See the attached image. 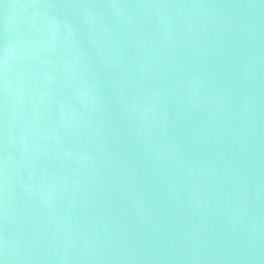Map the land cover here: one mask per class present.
I'll return each mask as SVG.
<instances>
[{
	"label": "water",
	"instance_id": "95a60500",
	"mask_svg": "<svg viewBox=\"0 0 264 264\" xmlns=\"http://www.w3.org/2000/svg\"><path fill=\"white\" fill-rule=\"evenodd\" d=\"M0 264H264V0H0Z\"/></svg>",
	"mask_w": 264,
	"mask_h": 264
}]
</instances>
